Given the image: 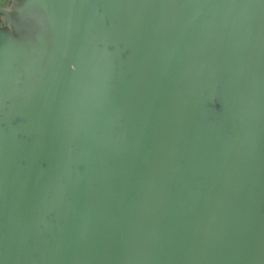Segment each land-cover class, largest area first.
Returning <instances> with one entry per match:
<instances>
[{"label": "crops", "instance_id": "crops-1", "mask_svg": "<svg viewBox=\"0 0 264 264\" xmlns=\"http://www.w3.org/2000/svg\"><path fill=\"white\" fill-rule=\"evenodd\" d=\"M74 1L85 0H24L35 17L43 6L65 20L46 84L40 29L15 11L27 24L19 33L37 30L35 40L1 36L0 264H73L71 245L81 248L74 241L91 227L79 211L112 175L100 158L132 140H162L161 163L173 169L154 177L186 184L180 194L149 189L133 241L159 243L170 264H264V0L235 10L241 52L229 106L222 0H170L168 45L191 58L193 91L170 105L166 87L156 96L160 84L149 90L140 76L156 0H86L71 13Z\"/></svg>", "mask_w": 264, "mask_h": 264}, {"label": "water", "instance_id": "water-1", "mask_svg": "<svg viewBox=\"0 0 264 264\" xmlns=\"http://www.w3.org/2000/svg\"><path fill=\"white\" fill-rule=\"evenodd\" d=\"M241 1L222 0L219 18L221 51L228 70L222 91L228 106L230 105L231 90L235 88L239 80L241 46L238 44L239 35L235 23L237 19L235 10ZM169 3L170 0L155 1L152 30L145 46L140 76L141 83L143 82L142 85L148 87L149 90H153V87L160 84V88L156 89V96H159V91H163V88H167L170 105L174 104L179 97L182 98V101H185L193 91L189 82L192 74V62L189 63V61H192L191 58L186 53H180L182 50L179 47L180 45L176 44L177 42L175 45L180 51L172 48L170 44L168 45L172 37L168 27ZM82 4L83 7H86V0L84 2L74 1L71 13H75L74 6L80 10ZM38 10L40 15L35 17L30 14V8L24 0H8L6 5L0 0V12L4 14V16H0V42L4 32L8 34L7 36L15 38L18 43L34 41L37 30L36 32L30 30L26 33H19V31L25 29L23 27H27V24L30 25L31 29L37 26L40 29L37 37L42 34L41 38L44 41L41 81L46 84L52 74V59L55 44L57 38H59L58 35L61 37L60 40H64L65 20L58 16L48 17V9L43 6H40ZM15 11L23 17L26 16L27 24H21L18 21ZM72 39L75 38L72 37ZM3 40L5 41V38ZM173 51L177 54H173ZM179 54H181L180 58L177 57ZM161 72H164L166 76L159 75L157 77ZM169 77H171V81L175 80L171 85H167ZM142 106H144V103ZM141 129L142 131L146 130L145 127L144 129L141 127ZM161 141L132 140L126 148L123 144L124 151L119 147L117 155L111 154L110 162L103 160L104 156L100 158L99 166L105 167V163H109L112 175L99 177V195L95 194L94 199L89 200L85 206L83 204V209L79 211L82 217L90 221L91 227H88L87 234L77 237L81 241H74L75 244L79 241L78 244H81V248L71 245L72 255L75 257L72 260L73 264H170L171 260L166 258L167 256L163 253L159 243L151 244V246L144 249L141 242L133 241L130 238L134 217L139 213L137 208L140 203H143L150 188L165 187L166 189L168 187L169 191L180 194L182 189L186 187V184L176 176L164 180H158L154 177L155 174L170 172L173 169L172 166L169 169L161 163L166 155L159 152V149H165L164 147L160 148ZM174 142L175 140L172 141V143ZM262 148L261 140V150ZM171 153L174 154L176 151H172L171 148ZM117 193H122L121 199L114 197ZM90 202L93 204L91 205ZM80 203L77 202L79 206ZM101 208L108 211H101ZM142 210L140 208V213ZM240 259L235 263L239 264L240 261H243V258ZM217 260L221 261L220 259Z\"/></svg>", "mask_w": 264, "mask_h": 264}, {"label": "rangeland", "instance_id": "rangeland-1", "mask_svg": "<svg viewBox=\"0 0 264 264\" xmlns=\"http://www.w3.org/2000/svg\"><path fill=\"white\" fill-rule=\"evenodd\" d=\"M2 3L6 5L8 4V0H2ZM33 10L39 11L37 7L33 8Z\"/></svg>", "mask_w": 264, "mask_h": 264}, {"label": "trees", "instance_id": "trees-1", "mask_svg": "<svg viewBox=\"0 0 264 264\" xmlns=\"http://www.w3.org/2000/svg\"><path fill=\"white\" fill-rule=\"evenodd\" d=\"M0 16L2 17V16H4V14L2 12H0Z\"/></svg>", "mask_w": 264, "mask_h": 264}]
</instances>
